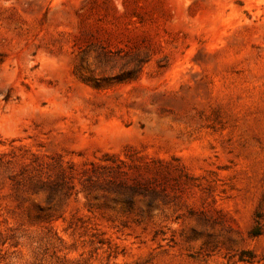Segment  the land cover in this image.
Segmentation results:
<instances>
[{
  "label": "rangeland",
  "instance_id": "1",
  "mask_svg": "<svg viewBox=\"0 0 264 264\" xmlns=\"http://www.w3.org/2000/svg\"><path fill=\"white\" fill-rule=\"evenodd\" d=\"M0 264H264V0H0Z\"/></svg>",
  "mask_w": 264,
  "mask_h": 264
},
{
  "label": "trees",
  "instance_id": "2",
  "mask_svg": "<svg viewBox=\"0 0 264 264\" xmlns=\"http://www.w3.org/2000/svg\"><path fill=\"white\" fill-rule=\"evenodd\" d=\"M107 160L106 161H112V160H116L118 161L120 164H124L125 162L123 160H119L116 159L113 156H107ZM92 164V163H91ZM165 164L162 161H151L150 163H144L141 165H135V168L138 172H150L153 170V168L156 170V167L159 168L160 170L164 169ZM107 168V166H106ZM158 170V169H157ZM132 181L134 182V185L132 187H128L126 192V194L120 192V194L125 197L128 201V203H130L131 199H132V194L138 190L144 189L148 186L149 182L148 180L139 178L137 176H134L132 178ZM118 189H124V187H120V185H117ZM125 192V191H123Z\"/></svg>",
  "mask_w": 264,
  "mask_h": 264
}]
</instances>
